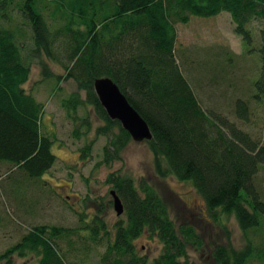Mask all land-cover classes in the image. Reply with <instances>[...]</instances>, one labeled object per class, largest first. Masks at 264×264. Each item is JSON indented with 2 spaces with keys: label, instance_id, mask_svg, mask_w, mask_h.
Wrapping results in <instances>:
<instances>
[{
  "label": "trees",
  "instance_id": "obj_1",
  "mask_svg": "<svg viewBox=\"0 0 264 264\" xmlns=\"http://www.w3.org/2000/svg\"><path fill=\"white\" fill-rule=\"evenodd\" d=\"M12 11L19 14L20 23L13 20ZM223 11L231 15L247 51L259 56L252 97L262 101L264 0H0V161L12 165L9 172L20 169L24 178L17 185L43 177L58 159L52 151L54 135L42 128L44 104L25 87L32 64L41 67L44 78L77 82L78 91L63 99L70 116L89 104L105 121L98 132L111 137L97 166L121 160L132 140L121 122L108 116L95 91V79L109 76L150 125L153 136L145 141L154 154L156 172L191 181L205 200L209 218L218 221L227 214L237 219L246 244L238 248L230 238L227 243H214L209 252L211 264H250L253 260L264 264V195L256 183L264 167V143L229 116L205 107L176 49L178 22ZM254 21L262 24L258 34L251 26ZM214 54L218 59L207 62L204 70L216 79L217 64L223 56L225 63H231L233 53ZM47 59L61 64L66 75L55 73ZM249 113L248 100L238 98L235 115L248 121ZM74 132L81 134L78 127ZM80 152L82 157L90 155L91 144ZM105 182L112 184L111 190L125 207V217L120 215L113 227L98 214L89 221L84 211H76V226L29 227L18 242L0 250V264H16L15 256L24 258L30 253L37 264H80V259L67 261L61 246L63 240L72 246L74 235L81 239L79 248L87 256L89 241L95 248L105 247L100 264H195L189 246L207 244L203 233L188 220L181 197L172 191L162 195L145 178L138 185L120 170L110 172ZM143 234L164 245L153 259L137 248L136 240Z\"/></svg>",
  "mask_w": 264,
  "mask_h": 264
},
{
  "label": "rangeland",
  "instance_id": "obj_2",
  "mask_svg": "<svg viewBox=\"0 0 264 264\" xmlns=\"http://www.w3.org/2000/svg\"><path fill=\"white\" fill-rule=\"evenodd\" d=\"M11 13L14 21H22L19 14L13 11ZM261 25L259 21L252 22L255 34H258ZM234 28L235 24L227 11L212 17L191 16L187 23L178 22V57L181 61H186V68L189 70L187 74L205 107L229 116L264 143V100L252 97V81L260 71L259 56L256 51L251 54L247 51ZM24 32L30 36L27 27H24ZM27 39L30 46L32 42ZM258 42L259 36H256V45ZM225 50L232 51V62L225 63L223 56L220 65L217 64L219 68L215 73L218 74L214 79L205 71L206 63L218 59L214 53ZM47 60L55 73L66 75L61 64ZM25 87L44 104L42 128L54 135L52 151L58 159L44 174V178L24 179V185L20 186L17 185L18 179L24 178L20 169L15 168L9 172L12 165L0 161V250L18 242L27 229L34 225H78L79 216L76 211H84L87 215L85 218L89 221L98 214L113 227L124 215L117 214L110 194L112 184L105 181L110 172L119 170L122 176L134 179L138 185L145 178L162 195L172 191L183 199L188 208V220L203 233L207 244L201 248L189 246V256L195 264H211L209 252L214 243H227L230 238L238 248L246 244L247 240L235 216L222 214L218 221L209 218L205 200L191 181H182L172 174L162 177L156 172L154 154L145 140L132 139L123 150L121 160H115L109 166L104 162L97 166L103 159V147L109 142L111 135L98 132L105 121L98 117L89 104L80 106L74 113L75 117L69 115L63 99L78 91L74 79L64 78L59 81L56 77L44 78L41 67L34 62L31 77ZM80 93L82 97H86L84 90ZM238 98L249 102L248 121H242L235 115V102ZM85 117L88 124L84 123ZM77 127L81 133L79 136L74 132ZM86 144H91V153L82 157L80 149ZM256 183L264 195V167L260 170ZM178 208L179 206L174 212L175 217ZM180 222L178 217L177 223ZM80 240L74 235L72 246L67 240L61 241L67 261L80 259V264H100V255L105 247L95 248L90 241H83V244L88 242L91 246L87 256L85 250L79 248ZM136 244L138 250L151 259L158 256L164 246L157 238L151 239L147 234L141 235ZM37 261L31 253L24 258L15 256L16 264H37ZM250 264L263 263L253 260Z\"/></svg>",
  "mask_w": 264,
  "mask_h": 264
},
{
  "label": "water",
  "instance_id": "obj_3",
  "mask_svg": "<svg viewBox=\"0 0 264 264\" xmlns=\"http://www.w3.org/2000/svg\"><path fill=\"white\" fill-rule=\"evenodd\" d=\"M94 88L99 100L111 119L119 120L122 126L129 131L132 139L144 141L153 136L150 125L140 112L131 104L128 97L119 85L109 76L97 77ZM114 207L120 216L125 207L122 199L115 190H111Z\"/></svg>",
  "mask_w": 264,
  "mask_h": 264
},
{
  "label": "flooded vegetation",
  "instance_id": "obj_4",
  "mask_svg": "<svg viewBox=\"0 0 264 264\" xmlns=\"http://www.w3.org/2000/svg\"><path fill=\"white\" fill-rule=\"evenodd\" d=\"M69 196V195H68Z\"/></svg>",
  "mask_w": 264,
  "mask_h": 264
}]
</instances>
